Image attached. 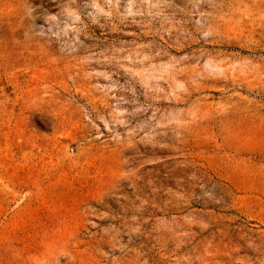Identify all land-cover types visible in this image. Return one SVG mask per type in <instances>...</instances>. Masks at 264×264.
I'll use <instances>...</instances> for the list:
<instances>
[{
    "label": "rangeland",
    "instance_id": "374dc122",
    "mask_svg": "<svg viewBox=\"0 0 264 264\" xmlns=\"http://www.w3.org/2000/svg\"><path fill=\"white\" fill-rule=\"evenodd\" d=\"M0 264H264V0H0Z\"/></svg>",
    "mask_w": 264,
    "mask_h": 264
}]
</instances>
